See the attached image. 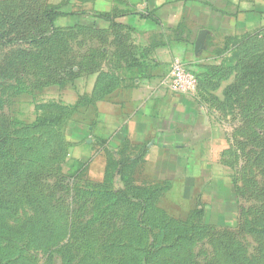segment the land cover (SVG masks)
Returning a JSON list of instances; mask_svg holds the SVG:
<instances>
[{"label":"crops","instance_id":"obj_1","mask_svg":"<svg viewBox=\"0 0 264 264\" xmlns=\"http://www.w3.org/2000/svg\"><path fill=\"white\" fill-rule=\"evenodd\" d=\"M32 1L72 33L62 40L73 60L62 137L80 173L97 182L118 171L175 220L239 201L213 107H264V0ZM175 61L196 75L193 94L170 89Z\"/></svg>","mask_w":264,"mask_h":264},{"label":"rangeland","instance_id":"obj_2","mask_svg":"<svg viewBox=\"0 0 264 264\" xmlns=\"http://www.w3.org/2000/svg\"><path fill=\"white\" fill-rule=\"evenodd\" d=\"M40 16L0 0V264H264V107H213L239 201L172 219L151 188L67 158L72 33Z\"/></svg>","mask_w":264,"mask_h":264},{"label":"built area","instance_id":"obj_3","mask_svg":"<svg viewBox=\"0 0 264 264\" xmlns=\"http://www.w3.org/2000/svg\"><path fill=\"white\" fill-rule=\"evenodd\" d=\"M166 80L175 93L193 94L196 90V75L180 61H175L170 66Z\"/></svg>","mask_w":264,"mask_h":264},{"label":"trees","instance_id":"obj_4","mask_svg":"<svg viewBox=\"0 0 264 264\" xmlns=\"http://www.w3.org/2000/svg\"><path fill=\"white\" fill-rule=\"evenodd\" d=\"M40 18H44V19H46V21H47V26L52 27L51 24H50V22H49V20H48L49 17L47 18V15H46L45 13L43 14V16H40Z\"/></svg>","mask_w":264,"mask_h":264}]
</instances>
